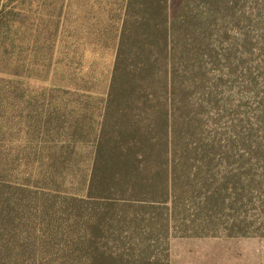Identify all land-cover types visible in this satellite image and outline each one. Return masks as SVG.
<instances>
[{
  "label": "trees",
  "instance_id": "16d2710c",
  "mask_svg": "<svg viewBox=\"0 0 264 264\" xmlns=\"http://www.w3.org/2000/svg\"><path fill=\"white\" fill-rule=\"evenodd\" d=\"M223 2L92 0L80 11L75 0H0V264H62L64 234L70 264H168L156 251L177 230L217 228L212 168L233 163L234 140L204 136L201 114L213 104L203 58H214ZM78 19L97 40H64L78 36ZM44 97L53 127L29 115ZM63 108L68 140L45 141ZM77 147L89 150L85 169ZM129 243L126 262L115 247Z\"/></svg>",
  "mask_w": 264,
  "mask_h": 264
},
{
  "label": "rangeland",
  "instance_id": "374dc122",
  "mask_svg": "<svg viewBox=\"0 0 264 264\" xmlns=\"http://www.w3.org/2000/svg\"><path fill=\"white\" fill-rule=\"evenodd\" d=\"M195 7L202 9L197 4ZM215 15L217 20L209 41L214 58H203L207 86L214 98L213 104L207 105L201 114L202 133L208 137L216 135L219 139L232 138L234 160L233 163H225L217 158L212 168L213 187L218 189L223 199L216 215L217 228L201 230L205 233L202 236H180L182 232L177 230L176 236L172 235L161 243L156 254L161 259L168 256V264H264V0H237L234 4L224 0ZM77 23L79 25V19ZM224 31L226 35L222 34ZM97 39L85 35L82 29H79L77 37H64L65 41L74 42ZM108 39L113 40L114 37ZM93 56L98 57L99 54L86 55L89 60ZM111 57L110 52L104 53L100 64L105 67ZM0 77L5 75L0 74ZM30 84L37 87L47 83L33 79ZM60 85L62 79L57 76L54 90ZM27 93L35 95L36 91ZM44 99L32 103L29 112L40 127L44 120L52 126V117H48L54 108L49 103L52 99L49 97L48 102ZM1 109L4 112V108ZM22 110L25 112L19 105L17 111ZM66 111V108L59 109L58 128L55 132L52 128L44 132L45 141L61 140L63 143L68 140L67 127L72 119ZM37 135L41 136L35 131V139ZM74 152L79 161L76 167L85 169L89 150L77 147ZM229 175L235 179L238 177L234 185L224 182L225 176ZM184 206L187 211H192L189 204ZM63 237L67 259L62 264H70L74 257L71 252L73 245L69 243L67 234ZM101 242L105 243V240ZM133 243H138V240H133ZM132 246L129 243L115 247L120 249L123 261L132 259L128 249ZM53 256L60 257L61 253L56 252ZM77 263L83 264L81 260Z\"/></svg>",
  "mask_w": 264,
  "mask_h": 264
},
{
  "label": "crops",
  "instance_id": "0c3cea01",
  "mask_svg": "<svg viewBox=\"0 0 264 264\" xmlns=\"http://www.w3.org/2000/svg\"><path fill=\"white\" fill-rule=\"evenodd\" d=\"M116 1V3L118 4V5H121L122 3H124L125 2V0H115ZM75 2H77V3H79L80 4V8H79V10L80 11H83L85 8H86V4H90L91 2H92V0H75ZM73 3H74V0H73ZM104 21V20H103ZM102 21V22H103ZM83 23H84V21L83 20H81V19H79V29H84L83 28ZM85 41V40H84Z\"/></svg>",
  "mask_w": 264,
  "mask_h": 264
}]
</instances>
